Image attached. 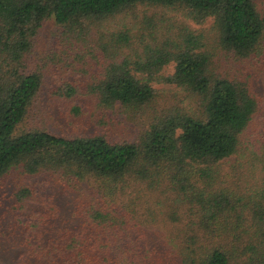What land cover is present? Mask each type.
I'll use <instances>...</instances> for the list:
<instances>
[{
    "label": "trees",
    "instance_id": "obj_1",
    "mask_svg": "<svg viewBox=\"0 0 264 264\" xmlns=\"http://www.w3.org/2000/svg\"><path fill=\"white\" fill-rule=\"evenodd\" d=\"M262 68L255 0H0L16 264H264ZM159 83L189 103L158 107ZM116 103L146 116L132 137Z\"/></svg>",
    "mask_w": 264,
    "mask_h": 264
},
{
    "label": "rangeland",
    "instance_id": "obj_2",
    "mask_svg": "<svg viewBox=\"0 0 264 264\" xmlns=\"http://www.w3.org/2000/svg\"><path fill=\"white\" fill-rule=\"evenodd\" d=\"M256 1V7L258 11L261 13V15L264 16V0H255ZM142 8H146V6H142ZM138 13H141L137 11ZM167 15H171L174 13V10L170 12H165ZM125 18H130L128 15H123V14H117L113 17L107 18V23H111L113 25H116L118 28L124 29L125 27L122 26L123 23L127 24L128 19ZM131 19V18H130ZM210 23H204L199 26L196 23H193L192 25L194 27L201 28L202 30H208ZM52 21H48L45 23L41 30V35H40V46L39 49L43 52L47 51L48 45L52 43V39L54 37L52 30H54L55 27H53ZM135 32V30H133ZM72 58L68 57V60H71ZM52 71L54 72V69H56L57 72L63 71L67 69V66H60V67H54V65L51 66ZM63 69V70H62ZM168 70L172 69V66L169 65ZM68 73H62L60 72L59 74L61 76H68L71 72V67L67 70ZM50 72V71H49ZM52 74V72H50ZM58 74V75H59ZM56 76L53 78V82L57 83L58 80H55ZM258 83H256V88L264 94V68L260 71V75L257 78ZM158 87L163 88L164 90L161 92L160 96H158V101H156V105L158 107H164L168 105H176L178 103H182L186 105V103H189L190 99L188 97H185V94L182 93H174L173 90H167L168 87H172L171 85L159 83L157 84ZM109 115L117 120V128L118 132L120 133L121 136H128L132 137L136 130L138 131L140 127H142V124L146 122V116L142 113H137L133 111L130 108L124 107L121 105V103H116L113 105L109 110H108ZM56 123L58 124L57 127L60 128L63 127L62 123L60 120L57 118H54ZM121 122V123H120ZM56 123L54 127L56 126ZM56 128V127H55ZM57 128V129H59ZM261 128V127H259ZM123 130V131H122ZM236 155H232L229 158H225L221 164L224 167V170L228 169L231 163L234 161ZM10 184L9 183H4L2 181L0 183V212H3V219L0 222L1 229L0 230H5L7 233L6 228H9L8 225L11 220V213H8L5 211L6 204L10 200ZM28 217V216H27ZM24 218V217H23ZM6 233H1L0 231V262L1 264H16L18 252L23 251L25 247L18 243L17 240L12 239L10 235ZM19 260V259H18Z\"/></svg>",
    "mask_w": 264,
    "mask_h": 264
}]
</instances>
